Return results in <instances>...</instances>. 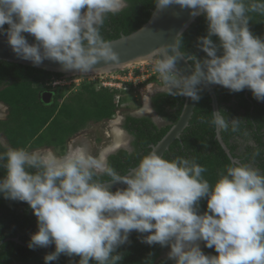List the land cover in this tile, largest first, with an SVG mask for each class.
<instances>
[{
  "label": "clouds",
  "instance_id": "9594fccd",
  "mask_svg": "<svg viewBox=\"0 0 264 264\" xmlns=\"http://www.w3.org/2000/svg\"><path fill=\"white\" fill-rule=\"evenodd\" d=\"M154 4L157 12L179 5L191 10L192 17L203 15L207 21V35L197 38V46L207 58L188 54L185 59L179 52L182 36L146 56L153 61L158 82L161 80L165 87L158 93L168 91L169 95L198 101L199 85H220L231 93L247 88L256 101H264V40L248 27V13L264 16V0H154ZM124 7V0H0V35L7 37L17 58L33 66L51 60L64 71L89 76L101 61L105 68L119 64L100 29L107 14ZM23 33L34 37L35 43L30 45ZM180 58L192 61L191 75L184 76L177 68ZM78 76H63L46 84L40 95L48 92L49 102L42 103H51L57 87L93 86L100 75L77 85L76 81L62 83L64 78ZM114 79L103 81L114 86H103L99 80L94 88L118 91L113 99L114 115L123 121L122 131L130 137L129 147H107L96 156L84 146L68 151V141L86 126L67 140L64 154L56 149L60 156L40 148L0 152V168L6 170L0 178V194L8 200L26 202L37 218L38 231L30 236L28 248L54 244L55 251L45 255L44 264L58 260L61 254L79 256V264H89L90 260L118 264L123 254L117 249L130 244L129 236L135 231L141 243L169 247L166 255L174 264H264V173L258 168L231 164L210 185L202 176L207 169L195 159L178 156L169 161L157 155V150L143 156L124 176L108 165L110 155L121 149L129 153L133 150V137L123 126L131 114L121 111L124 105L120 102L124 85L132 86L133 79ZM153 96L148 102L154 110ZM152 109L149 114L140 111L141 115L131 117H148L163 127L156 122L162 118L155 117ZM0 111H8L7 106L0 103ZM221 113L214 111L210 120L201 116L200 121L210 123L217 131L227 130L231 124L235 131L239 119L226 120ZM114 115L103 121L114 122ZM101 175H107L110 181L98 179ZM116 182L127 187L113 192L110 186ZM202 198H207V210L199 214ZM201 241L218 255H205ZM69 264H73L71 259Z\"/></svg>",
  "mask_w": 264,
  "mask_h": 264
},
{
  "label": "trees",
  "instance_id": "16d2710c",
  "mask_svg": "<svg viewBox=\"0 0 264 264\" xmlns=\"http://www.w3.org/2000/svg\"><path fill=\"white\" fill-rule=\"evenodd\" d=\"M126 6L115 14H107L100 29L106 41L115 40L121 35H128L145 24L155 8L154 0H124ZM83 12V10H82ZM249 30L256 37L264 40V16L258 13H248ZM7 29V25L4 26ZM27 40L35 42L30 34L23 33ZM207 35V21L203 15L190 25L181 35L180 52L187 58L188 54L198 59L207 58L199 50L197 38ZM213 41L219 43L213 36ZM221 53H218V55ZM189 63L194 69L192 61ZM62 74L47 72L30 66H23L0 61V103L8 108L7 117L0 120V135L8 143V148L27 151L42 147H53L62 154L65 153L66 142L88 122H101L114 115L115 89H95L92 85L83 84L80 90L72 95L64 96L66 88L54 89V97L49 104L42 103L41 91L46 84L62 78ZM219 111L226 120L239 119L236 130L231 124L227 130H220L221 139L228 148L230 155L239 164H248L264 173V101L253 98L251 90L245 88L238 93L217 85L214 89ZM200 99L196 101L188 126L180 138L175 140L163 154L166 160L176 157L195 159L196 163L205 167L202 176L214 185L220 178L219 173L227 166L234 164L223 151L216 139L215 128L210 123H202L200 117L211 119V99L207 92H198ZM61 101V102H60ZM184 103L183 96L169 95L168 91L152 97L155 112L167 124L158 127L148 117L126 116L124 129L133 137V150H119L108 158V165L119 175H125L129 169L138 165L140 159L147 155L155 145L177 122ZM8 148L0 146V152ZM259 150V155H255ZM6 175V170L0 168V178ZM98 179L108 182L110 177L101 175ZM127 187V186H126ZM125 187V188H126ZM117 189H111L115 192ZM207 210V198L199 201V214ZM38 231L37 218L26 202L5 199L0 194V264H44V257L55 251V245L47 248L31 250L27 245L30 236ZM145 233L143 235H148ZM140 234L133 231L125 244L117 249L123 254L118 264H174L168 260L166 253L169 247L160 245L149 246L141 243ZM18 239L22 244L16 243ZM202 251L205 255H218L214 248ZM113 253V255L117 254ZM151 254V255H149ZM79 264L80 257L69 258L64 254L49 264ZM89 264H96L90 260Z\"/></svg>",
  "mask_w": 264,
  "mask_h": 264
},
{
  "label": "water",
  "instance_id": "95a60500",
  "mask_svg": "<svg viewBox=\"0 0 264 264\" xmlns=\"http://www.w3.org/2000/svg\"><path fill=\"white\" fill-rule=\"evenodd\" d=\"M126 6V3H125ZM189 9H181L179 5H169L156 11V8L152 11L149 20L143 24L138 30L128 34L121 35L115 40H110L113 51L117 54L119 64L112 68H105L106 65L103 61L94 66V71L87 75H103L109 74L115 71L124 69L125 67L139 64L142 62L150 61L146 59L151 52L166 44H174L178 36H181L190 25L197 19L192 17L189 13ZM31 45L35 42L28 40ZM180 52V50H179ZM181 53V52H180ZM182 54V53H181ZM185 58V57H184ZM180 58L177 62V68L182 70V75H191L194 71L193 67L186 61L187 58ZM0 61L20 64L23 66H30L37 69H41L47 72L62 74L66 77L81 75L77 71H64L57 62L51 60H45L40 66H33L30 61H24L17 58L12 52L11 47L7 43V37L0 35ZM111 63V62H109ZM217 85H205L198 86L201 90L208 93L211 99L212 112L219 111L217 98L214 92ZM45 95L50 96L48 92L43 93V102L48 103L49 99L44 98ZM184 103L176 123H174L167 133L155 144L150 146L151 151L157 150V155L163 156V154L169 149L170 145L180 138L181 134L188 126L196 101H193L189 97H184ZM151 106V104H150ZM152 109V107H151ZM152 113L158 118V115L152 109ZM154 122V121H153ZM155 123V122H154ZM216 139L218 140L223 151L228 155L232 163L239 164V161L230 155V152L224 142L221 139L220 131L215 129ZM110 154V153H108ZM107 154V156H108ZM127 174V173H126ZM125 174V175H126ZM124 176V175H123ZM127 185L123 183H112L111 189H125ZM16 243L22 244L18 239H13ZM23 246H27L23 244Z\"/></svg>",
  "mask_w": 264,
  "mask_h": 264
},
{
  "label": "rangeland",
  "instance_id": "374dc122",
  "mask_svg": "<svg viewBox=\"0 0 264 264\" xmlns=\"http://www.w3.org/2000/svg\"><path fill=\"white\" fill-rule=\"evenodd\" d=\"M129 74H132L131 77H133V80L131 82L132 86L124 85L123 92H121L120 94V98L122 100V101L120 100V102L124 105V108H122L121 111L124 114L128 113L131 115H141L140 111L145 105L146 98L148 100L149 97L154 95L153 93L156 90L165 88L163 87L161 80L160 82H158V74L153 71V61L142 62L137 65L129 66L128 68L123 70H119V71L117 70L109 74L96 76L99 79L94 82L92 87L95 88L98 87L100 84V82H98L99 80L103 82V81H108L110 77H124V76H126L127 79ZM94 77L95 76H78L77 78L72 77L71 79L64 78L62 83H71L72 81H76L75 84L76 83L80 84L83 81H88L89 79H91L90 81H92V79H95ZM79 90L80 87L72 86L70 87V89L65 90L64 96L66 97L67 95H72L78 92ZM113 121L114 122L102 121L99 123L88 124L83 131L76 134L74 137L71 138V140L68 141L67 143L68 151L77 146H84L88 149L90 154L96 156L103 149L113 146L117 140L120 141L121 144L120 146L122 148L129 147L130 137L125 132L122 131L123 121H121V119L116 115H114ZM156 122L160 126L166 125V121L162 119H157ZM118 128H120L122 133ZM105 133H107L110 138H105L104 135H107ZM52 151L57 156H60L59 153H57V151L56 152L54 150ZM199 243L202 249L203 248L202 241Z\"/></svg>",
  "mask_w": 264,
  "mask_h": 264
},
{
  "label": "flooded vegetation",
  "instance_id": "af4514ba",
  "mask_svg": "<svg viewBox=\"0 0 264 264\" xmlns=\"http://www.w3.org/2000/svg\"><path fill=\"white\" fill-rule=\"evenodd\" d=\"M159 91H155L153 94L155 95L156 93H158ZM53 96H54V93H53ZM44 98H45V100L48 98V95H45L44 96ZM40 99H41V101L43 100V96L42 95H40ZM49 99V98H48ZM145 104H147L148 105V108H150V105H149V102H148V100H147V98H146V100H145ZM144 107V106H143ZM144 110V108H142L141 109V113H146V114H149V113H151V109H150V111L148 110V111H143ZM1 113H0V120H4L6 117H7V114H8V111H0ZM132 116V115H131ZM133 116H136L137 117V115H133ZM0 146H2V147H4V148H8L9 146H8V143H7V140H6V138L3 136V135H0ZM111 148L112 149H114V148H116L115 147V145H113V146H111ZM40 149H52V150H54L55 152L57 151L56 150V148H53V147H42V148H40Z\"/></svg>",
  "mask_w": 264,
  "mask_h": 264
},
{
  "label": "built area",
  "instance_id": "2783aa9c",
  "mask_svg": "<svg viewBox=\"0 0 264 264\" xmlns=\"http://www.w3.org/2000/svg\"><path fill=\"white\" fill-rule=\"evenodd\" d=\"M130 75V76H129ZM128 75V78L126 79V76H124V77H116V79H114V80H120L121 82H127V81H130V80H132L133 79V77H131L132 76V74H129ZM103 86H114V85H116V84H113V83H111V82H102L101 83Z\"/></svg>",
  "mask_w": 264,
  "mask_h": 264
},
{
  "label": "bare ground",
  "instance_id": "6f19581e",
  "mask_svg": "<svg viewBox=\"0 0 264 264\" xmlns=\"http://www.w3.org/2000/svg\"><path fill=\"white\" fill-rule=\"evenodd\" d=\"M143 108H144L143 111H148V110L150 111V108H148V105H147V104H145ZM116 129H117V128H116ZM118 129H119V128H118ZM119 130H120V129H119ZM120 131H121V130H120ZM115 133H116V132H115ZM121 133H122V131H121ZM117 134H118V133H117ZM117 137H118V135H117ZM115 141H116V140H115ZM115 141H114V142H115ZM114 145H115V147L119 146V145H120V141L117 140L116 143H115Z\"/></svg>",
  "mask_w": 264,
  "mask_h": 264
}]
</instances>
